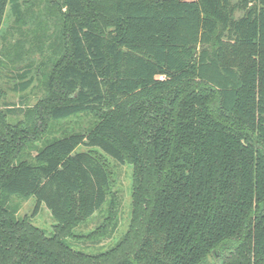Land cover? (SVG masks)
<instances>
[{"label":"trees","instance_id":"1","mask_svg":"<svg viewBox=\"0 0 264 264\" xmlns=\"http://www.w3.org/2000/svg\"><path fill=\"white\" fill-rule=\"evenodd\" d=\"M7 8L21 14L0 0V25ZM47 16L42 99L0 107V264H204L215 248L220 264H264V0H59ZM83 113L86 132L48 136ZM94 149L133 165V209L90 255L65 239L110 194ZM14 196H34L33 214L44 204L53 233L16 217Z\"/></svg>","mask_w":264,"mask_h":264},{"label":"rangeland","instance_id":"2","mask_svg":"<svg viewBox=\"0 0 264 264\" xmlns=\"http://www.w3.org/2000/svg\"><path fill=\"white\" fill-rule=\"evenodd\" d=\"M59 0H19L21 14L18 18L7 8L0 25V107H32L43 97L44 74L49 70L52 59L55 57L49 46L52 40V27H48L47 11L57 6ZM47 7V10H45ZM51 24V23H50ZM52 59L48 64L49 58ZM25 65L31 66L30 76L32 84L23 92L13 89L14 83L19 80L17 73ZM42 89V90H41ZM9 124L24 122L22 116L9 115L6 117ZM92 113H83L76 117L53 121L52 132L48 136H59L71 132H86L94 123ZM43 140V138H41ZM41 140L32 137L19 159L32 160L35 148L41 145ZM85 150L78 146L76 150ZM100 155L110 174V194L107 203L100 211L80 222L73 229V236L65 241L74 250L95 255L113 247L124 235L132 217L133 209V165L128 162L119 163L111 157L94 149ZM11 203L16 205V217L27 218L31 224L38 227L45 235L53 233L55 220L50 212L41 204L37 213L33 214L35 197L28 199L12 197ZM108 223L106 232L100 234L104 225ZM204 264H219L227 257L221 248L213 249Z\"/></svg>","mask_w":264,"mask_h":264},{"label":"water","instance_id":"3","mask_svg":"<svg viewBox=\"0 0 264 264\" xmlns=\"http://www.w3.org/2000/svg\"><path fill=\"white\" fill-rule=\"evenodd\" d=\"M210 253L213 254L214 250H212ZM207 259H209V254L207 255Z\"/></svg>","mask_w":264,"mask_h":264},{"label":"flooded vegetation","instance_id":"4","mask_svg":"<svg viewBox=\"0 0 264 264\" xmlns=\"http://www.w3.org/2000/svg\"><path fill=\"white\" fill-rule=\"evenodd\" d=\"M220 264V263H219Z\"/></svg>","mask_w":264,"mask_h":264}]
</instances>
